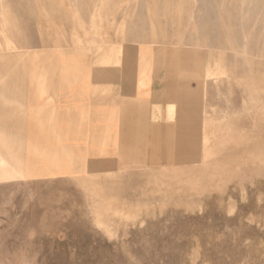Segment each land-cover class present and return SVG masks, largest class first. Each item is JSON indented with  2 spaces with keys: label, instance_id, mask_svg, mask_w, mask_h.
<instances>
[{
  "label": "rangeland",
  "instance_id": "374dc122",
  "mask_svg": "<svg viewBox=\"0 0 264 264\" xmlns=\"http://www.w3.org/2000/svg\"><path fill=\"white\" fill-rule=\"evenodd\" d=\"M65 42L164 65L172 132L82 178L0 185V264H264V0H0L14 69Z\"/></svg>",
  "mask_w": 264,
  "mask_h": 264
},
{
  "label": "crops",
  "instance_id": "0c3cea01",
  "mask_svg": "<svg viewBox=\"0 0 264 264\" xmlns=\"http://www.w3.org/2000/svg\"><path fill=\"white\" fill-rule=\"evenodd\" d=\"M128 49L129 63L124 49L123 63L89 64L88 44L38 45L15 69L0 54V185L82 178L140 153L149 132H172L165 66Z\"/></svg>",
  "mask_w": 264,
  "mask_h": 264
},
{
  "label": "bare ground",
  "instance_id": "6f19581e",
  "mask_svg": "<svg viewBox=\"0 0 264 264\" xmlns=\"http://www.w3.org/2000/svg\"><path fill=\"white\" fill-rule=\"evenodd\" d=\"M192 94V93H191Z\"/></svg>",
  "mask_w": 264,
  "mask_h": 264
}]
</instances>
